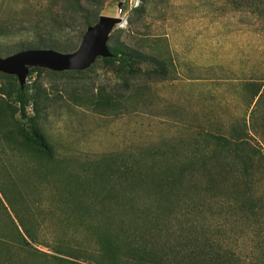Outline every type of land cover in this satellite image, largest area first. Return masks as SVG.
Listing matches in <instances>:
<instances>
[{
    "label": "rangeland",
    "instance_id": "rangeland-1",
    "mask_svg": "<svg viewBox=\"0 0 264 264\" xmlns=\"http://www.w3.org/2000/svg\"><path fill=\"white\" fill-rule=\"evenodd\" d=\"M209 2L214 5L206 8L202 0H81L74 13L64 0H0L2 57L43 48L39 43L52 36L76 50L85 16L100 5L101 14L122 18L110 49L137 58L133 70L102 57L85 70L31 68L23 89L16 75L0 72V264H90L93 255L103 264L99 254L108 248L106 236L120 232L117 224L144 220L125 207L156 203L162 185L202 187V159L221 174L233 167L215 162L232 161L237 151L264 157V0ZM203 9L216 23L201 18ZM52 17L57 21L48 30ZM220 17L229 32H218ZM171 32L228 41L229 56L213 59L252 74L245 106L237 95L228 110L214 104L180 124L171 110L169 120H152L150 80L176 75ZM19 89L30 99L28 117L20 111ZM32 123L51 153L23 135ZM231 185L226 179L224 187ZM249 194L264 200V178ZM233 211L227 245L249 263L264 251V209Z\"/></svg>",
    "mask_w": 264,
    "mask_h": 264
},
{
    "label": "trees",
    "instance_id": "trees-1",
    "mask_svg": "<svg viewBox=\"0 0 264 264\" xmlns=\"http://www.w3.org/2000/svg\"><path fill=\"white\" fill-rule=\"evenodd\" d=\"M64 3L74 13L81 11V0H64ZM100 8L99 5L92 15L85 16L84 27L98 20ZM56 21V17L49 18L44 27L51 30ZM84 32L80 31V41ZM54 37L42 40L39 46L62 50L76 48L73 44H59L53 40ZM111 51L113 56L103 58L105 62L134 69L137 58L132 52ZM38 69L43 68H34ZM19 100L22 116L28 117L30 99L26 91L19 89ZM22 132L27 140L44 152L51 153V146L36 123ZM201 163L205 166L202 175L206 179L202 187L196 188L190 183L186 189L180 190L172 184L162 185L156 191V203L125 207L127 211L144 216V220L138 224L127 221L117 224L120 232L106 236L108 248L99 254L103 257V264H264V251L246 263L231 249L227 245L231 233L226 227L232 223L230 217L235 214V207L237 213L243 215L250 212L257 214L254 210L258 206L264 209V200L249 194L251 187L264 178V157L237 151L232 161L215 162L217 166L233 167L221 174L207 168V159H202ZM226 179L232 183L229 188L224 187ZM222 216L227 218L219 221ZM112 224L108 222L107 226ZM93 227L96 225L93 224ZM89 263L99 264L94 255L90 256Z\"/></svg>",
    "mask_w": 264,
    "mask_h": 264
},
{
    "label": "crops",
    "instance_id": "crops-1",
    "mask_svg": "<svg viewBox=\"0 0 264 264\" xmlns=\"http://www.w3.org/2000/svg\"><path fill=\"white\" fill-rule=\"evenodd\" d=\"M202 3L206 8L214 5L209 0H202ZM200 16L206 19L207 23L215 22L209 14H206L205 9ZM221 21L220 17L217 22L218 32L220 33L221 29L226 31L228 29L229 32L230 25L227 22L222 24ZM211 27L209 26V29ZM196 34L189 35L184 32L167 34L176 64V75L152 79L149 82L155 93L154 105L150 107V117L156 122L169 120L170 117L166 113L169 110L173 112L171 118L177 124H180L179 121L183 118L195 119V112L202 109L209 110L210 105L219 104L221 110H228L231 108L230 105L234 104L237 95L242 106H245V86L247 82H252V74L247 77L245 68L237 74L234 68L231 70L229 63L219 61L220 58L229 56L230 46L226 45L228 41L222 43L218 38L214 42L213 37H210L202 42ZM222 45L224 49H220ZM240 51L241 58L245 60L246 50L244 55L242 47ZM215 54L219 55L217 61L213 59Z\"/></svg>",
    "mask_w": 264,
    "mask_h": 264
},
{
    "label": "water",
    "instance_id": "water-1",
    "mask_svg": "<svg viewBox=\"0 0 264 264\" xmlns=\"http://www.w3.org/2000/svg\"><path fill=\"white\" fill-rule=\"evenodd\" d=\"M122 2L119 3V8ZM120 16L101 14L89 25L78 48L62 52L54 48H28L8 56H0V72L16 75L23 89L31 68L41 67L54 71L85 70L97 58L113 56L108 42L114 26L121 22Z\"/></svg>",
    "mask_w": 264,
    "mask_h": 264
}]
</instances>
